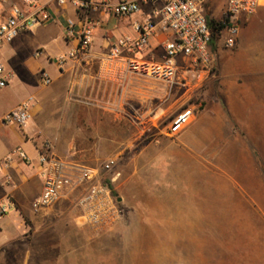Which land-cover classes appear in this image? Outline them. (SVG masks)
Segmentation results:
<instances>
[{"label":"crops","instance_id":"0c3cea01","mask_svg":"<svg viewBox=\"0 0 264 264\" xmlns=\"http://www.w3.org/2000/svg\"><path fill=\"white\" fill-rule=\"evenodd\" d=\"M118 1L110 0L112 4ZM130 1L140 4V12L119 18L88 14L71 4L60 6L55 0H42L54 20L38 26L36 36L29 32L20 35L0 53V61L7 62L11 59L9 53L17 48L16 42L29 39L43 43L53 40L48 49L59 51L55 57L44 49L36 51L35 56L47 62L33 68V74L39 76L37 84L27 80L19 90L22 93L28 89L32 94L22 98L16 95L10 89L15 75L7 70L10 90L3 93L0 89V126L10 128L0 137V160L18 147L30 158L24 163L13 157L0 172V203L11 200L15 205L13 216L7 215L0 231V264H13L24 247L37 264V245L52 248L61 245L64 238L70 242L72 236L85 231L76 205L80 190L64 194L39 214L33 211V202L43 191L40 156L46 143H50L56 156L86 166L119 155V162L126 161L123 154L134 149L136 180L144 182V175L150 172L151 202L161 208L157 210L160 213L182 205L179 199L199 190L207 173L214 174L217 196L226 205L259 207L264 212V1L258 12L245 20L235 49L218 42L215 73L208 77L201 93L203 110L175 140L161 135L156 119L165 122L175 115L176 87L132 71L127 63L133 58L162 62L164 43L170 34L157 27L141 52L131 53L128 49L121 60L110 57L115 43L136 39L135 26L165 3ZM227 3L228 0H212L206 11L222 19ZM9 4L22 5L23 0H10ZM8 8V4L0 7V22L7 18ZM86 18L99 23L90 56L58 66L54 59L75 46L65 37L66 20ZM42 70L52 79L48 86L40 79ZM187 94L184 92L180 99V108L189 100ZM30 97L34 98L31 121L23 128L3 125L2 117ZM21 220L28 230L23 236L17 231ZM9 246H13L15 256L5 258L1 252Z\"/></svg>","mask_w":264,"mask_h":264},{"label":"built area","instance_id":"2783aa9c","mask_svg":"<svg viewBox=\"0 0 264 264\" xmlns=\"http://www.w3.org/2000/svg\"><path fill=\"white\" fill-rule=\"evenodd\" d=\"M58 5L71 4L86 13H95L119 18H130L140 12L137 1L120 0L112 4L110 0H55ZM154 3L157 0H142ZM212 0H165L163 7L155 10L145 22L137 24L138 37L132 41L119 40L111 48L110 57L121 60L125 51L141 52L149 45V40L159 27L170 34L164 43L165 58L160 63H148L133 58L127 61L129 68L137 73L163 80L172 87H181L187 91L189 100L182 105L180 112L168 124L160 118L161 135L175 140L185 131L192 119L202 112L201 93L208 77L215 73V54L212 49V30L207 19V5ZM264 0H228L225 15L229 26L220 33V41L227 49H233L238 42L245 20L255 15ZM10 0H0V7L8 4V16L0 22V53L3 48L13 43L16 38L30 32L34 27L45 25L54 19L42 0H23V4H9ZM98 22L88 18L65 22V37L75 43L67 54L54 60L62 67L70 60H83L90 56L92 38ZM40 79L46 86L52 83L50 76L40 71ZM9 84V75L0 63V89ZM34 98L30 97L16 109L6 113L1 122L5 126L25 127L32 119ZM17 157L24 163L30 158L18 147L7 157L0 160V172ZM119 157L109 158L100 168L73 163L52 153L50 143L43 146L40 156V178L43 183L41 195L33 202V211L39 214L55 205L66 193L80 194L76 199L79 209V223L96 232H105L117 227L125 213L115 195L111 183L116 180L114 168ZM112 174V176H111ZM109 181V182H108ZM13 201L0 203V231L9 210L14 208Z\"/></svg>","mask_w":264,"mask_h":264},{"label":"rangeland","instance_id":"374dc122","mask_svg":"<svg viewBox=\"0 0 264 264\" xmlns=\"http://www.w3.org/2000/svg\"><path fill=\"white\" fill-rule=\"evenodd\" d=\"M207 14L213 20H220L216 14ZM37 27L29 34L36 36ZM20 42H16L17 48L9 53L11 59L0 63L15 75L10 82L11 88H3L2 92L11 89L22 98L33 92L24 89L20 93L25 81L32 80L37 84L35 81L39 79V76L33 74V68L47 62L43 57H36V51L47 50L52 57L59 51L48 49L47 46H51L53 40L49 43L37 39ZM179 88L176 87L173 117L180 112V99L185 92ZM13 101L9 100L8 106ZM172 118L163 123L168 124ZM9 129L0 126V137ZM123 155H126L127 160L119 162L114 168L117 175L115 182L108 181L115 195L121 199L120 205L125 213L123 221L105 232L85 227V231L72 236L70 242L64 238L61 245L52 248L37 245L34 249L38 252L37 264H264L262 208L226 205L217 196L214 174L207 173L206 181L199 190H192L191 195L179 199L182 205L170 207L169 213L157 212L161 208L151 202L150 172L144 175V182H138L133 161L134 149L130 152L127 150ZM120 159L121 155L118 161ZM107 160H99L89 167L100 168ZM14 211L9 210L7 215L12 217ZM17 231L21 236L28 233L22 220ZM12 247L2 251V256H15ZM25 248L16 254L13 264H36L34 257H29ZM48 259L51 261L48 262Z\"/></svg>","mask_w":264,"mask_h":264},{"label":"trees","instance_id":"16d2710c","mask_svg":"<svg viewBox=\"0 0 264 264\" xmlns=\"http://www.w3.org/2000/svg\"><path fill=\"white\" fill-rule=\"evenodd\" d=\"M207 19L212 30V49L215 54V47L220 39V33L229 26V19L226 15H224L219 21L213 20L209 16H207Z\"/></svg>","mask_w":264,"mask_h":264},{"label":"water","instance_id":"95a60500","mask_svg":"<svg viewBox=\"0 0 264 264\" xmlns=\"http://www.w3.org/2000/svg\"><path fill=\"white\" fill-rule=\"evenodd\" d=\"M119 201H121V199H119Z\"/></svg>","mask_w":264,"mask_h":264}]
</instances>
